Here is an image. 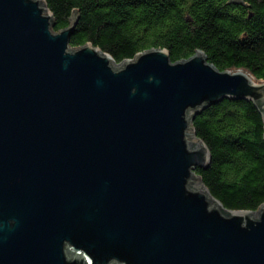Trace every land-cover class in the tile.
<instances>
[{"label": "water", "instance_id": "water-1", "mask_svg": "<svg viewBox=\"0 0 264 264\" xmlns=\"http://www.w3.org/2000/svg\"><path fill=\"white\" fill-rule=\"evenodd\" d=\"M43 0H0V264H264V204L229 211L193 119L264 82L197 50L116 63Z\"/></svg>", "mask_w": 264, "mask_h": 264}, {"label": "trees", "instance_id": "trees-1", "mask_svg": "<svg viewBox=\"0 0 264 264\" xmlns=\"http://www.w3.org/2000/svg\"><path fill=\"white\" fill-rule=\"evenodd\" d=\"M58 32L76 13L71 47L90 43L116 63L145 50L172 62L197 50L217 69L243 70L264 82V0H43ZM210 153L196 169L210 195L229 211L264 204L263 122L251 101L222 100L192 121Z\"/></svg>", "mask_w": 264, "mask_h": 264}]
</instances>
